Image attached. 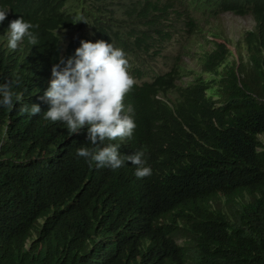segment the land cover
I'll use <instances>...</instances> for the list:
<instances>
[{
	"label": "trees",
	"instance_id": "16d2710c",
	"mask_svg": "<svg viewBox=\"0 0 264 264\" xmlns=\"http://www.w3.org/2000/svg\"><path fill=\"white\" fill-rule=\"evenodd\" d=\"M110 3L0 0L9 9L0 84L41 108L34 117L21 104L0 108V264H264V0H129L123 11ZM229 11L250 15L255 29L236 45L209 29L211 48L192 55L197 70L177 57L155 72L167 43ZM20 17L37 43L26 37L13 51L3 35ZM81 40L126 53L137 125L128 146L145 151L151 176L138 179L132 164L89 166L76 155L95 146L87 127L69 136L44 119L51 69Z\"/></svg>",
	"mask_w": 264,
	"mask_h": 264
},
{
	"label": "clouds",
	"instance_id": "9594fccd",
	"mask_svg": "<svg viewBox=\"0 0 264 264\" xmlns=\"http://www.w3.org/2000/svg\"><path fill=\"white\" fill-rule=\"evenodd\" d=\"M8 13L9 9L0 7V25ZM224 16L235 19L250 17L254 26L246 32L255 29L250 15L240 17L234 11L224 12L213 21L217 22ZM33 27L23 17L11 21L3 35L5 46L17 50L26 37L36 45L31 31ZM245 33L239 37L240 41ZM21 47L23 51L26 48L25 45ZM129 69V59L123 49L103 40L95 43L81 40L73 56L66 60L59 58L51 69L52 79L41 98L49 105L43 117L65 125L69 136L87 127V140L95 146H81L76 155L84 158L89 166L118 170L132 164L135 166L134 175L142 179L152 175V168L146 166L144 150L136 151V147L128 146L137 127L132 103L125 99L136 83ZM18 104L22 105V113L33 117L41 114L39 105L23 103V93L14 91L11 83L0 84V108L13 109ZM117 140L120 144H115ZM105 141L114 143L105 144ZM119 148L126 154L122 155Z\"/></svg>",
	"mask_w": 264,
	"mask_h": 264
},
{
	"label": "rangeland",
	"instance_id": "374dc122",
	"mask_svg": "<svg viewBox=\"0 0 264 264\" xmlns=\"http://www.w3.org/2000/svg\"><path fill=\"white\" fill-rule=\"evenodd\" d=\"M129 0H111L110 6L113 5L116 11H123L121 5ZM254 26L253 20L250 17L235 19L230 16H224L219 21L214 23H209L208 26H204V30L201 34L190 38L187 32H182L180 35L176 36L171 42L167 43L164 51L158 57L152 59L151 65L157 74H163L176 62L177 57L181 67H186L192 69H198L197 61L192 55L197 57L201 54V50H208L211 48L210 44H206L204 40H209L211 37L208 36L207 31L209 29L215 28V31L221 33L224 37L230 39L229 43L236 45L240 41V36L247 30L252 29ZM75 35V30H68L61 33V40L63 45H66L68 41ZM189 41V44L186 43ZM200 45H205L203 48L198 49ZM182 47L187 51L186 56H180L183 52ZM154 75V74H153ZM190 79V78H189ZM145 80H150L146 78ZM184 81L187 79L184 78Z\"/></svg>",
	"mask_w": 264,
	"mask_h": 264
}]
</instances>
